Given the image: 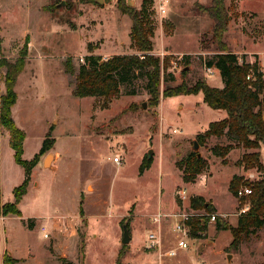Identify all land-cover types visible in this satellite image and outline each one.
<instances>
[{
	"label": "rangeland",
	"instance_id": "rangeland-1",
	"mask_svg": "<svg viewBox=\"0 0 264 264\" xmlns=\"http://www.w3.org/2000/svg\"><path fill=\"white\" fill-rule=\"evenodd\" d=\"M117 1L0 0V97L5 92L8 64L27 50L26 65L15 87L18 100L12 109L13 119L26 133L24 158L31 159L39 152L50 131L55 138L53 148L40 157V165L32 171L28 191L17 205L22 216H3L2 209L14 201L13 189L23 181L24 170L15 162L9 132L0 123V264L5 251L22 259L17 264L263 262L264 227L233 249L229 248L231 232L217 230L216 222L210 221L202 237H191L188 249L169 257L166 253L177 240L173 221L167 218L160 227L162 246L148 247V234L158 229L153 216L195 212L190 204L194 196H202L216 212L228 214L223 216L225 220L236 224L240 208L250 202L240 201L229 191L232 177L253 181L262 173L245 170L240 162L252 149L235 147L226 161L216 156L212 148L226 145L225 136H213L199 144L198 134L225 113L209 107L202 92L161 96L154 104L146 77L135 71L120 85L115 98L73 95L75 75L67 73L64 65L69 57L78 68L90 54L107 59L136 53L130 36L131 18L119 10ZM125 1L137 9L144 2ZM150 1L153 53L162 59L170 57L162 72V86L198 80L217 86L216 69L209 71L205 64L219 51L213 39V20L202 10L211 0H165L163 14L158 11L160 0ZM225 6L224 41L229 49L230 38L242 30L240 44L264 51L261 15L242 16L239 11L240 6L264 14V0H241L240 5L238 0H225ZM259 61L264 67V56ZM150 149L152 165L140 174ZM191 152L200 153L208 167L194 182L186 183L177 162ZM115 156L121 163L113 161ZM261 161L264 163L262 151ZM182 189L187 190L186 199L179 195ZM124 225L132 238L127 244L122 243Z\"/></svg>",
	"mask_w": 264,
	"mask_h": 264
},
{
	"label": "trees",
	"instance_id": "trees-1",
	"mask_svg": "<svg viewBox=\"0 0 264 264\" xmlns=\"http://www.w3.org/2000/svg\"><path fill=\"white\" fill-rule=\"evenodd\" d=\"M152 1L144 0L141 9L130 7L125 0H118L119 10L127 14L131 20V41L136 53L113 55L103 59L99 55L85 56L83 63L76 68L69 57L64 65L67 73L75 75L73 95L76 98L104 97L112 99L120 94V85L128 80L133 72L137 71L147 79V88L150 99L154 104L159 103L160 97L168 98L177 95L203 93L204 102L213 109L225 110L224 119L210 122L207 129L198 134L200 145L210 137H226V145H216L212 152L226 161L227 155L235 147L252 149L244 153L241 164L245 170L257 169L262 175L253 181L244 179V176L234 175L229 183V191L238 198L241 186L252 190L250 195L238 198L240 201H249V208L245 213H239L236 225L225 220L222 215L217 216L215 222L217 230H229L233 240L229 248L237 249L243 238L254 234L264 227V163L261 161V148L264 146V74L257 55L253 61L243 59L229 49L224 41L227 31V15L225 0H211L210 5L202 7L213 20V39L219 51L205 64L207 68L220 71L223 87L210 85L206 80H198L194 84L181 82L177 85L162 86V72L168 68L170 57L161 58L153 53L154 27L150 20L149 7ZM25 50L15 63H9L4 74L5 92L0 97V123L9 132V145L14 151V160L24 170V179L13 189L14 201L7 203L2 209L3 216L13 214L22 216L17 205L28 191L33 168L39 163L40 157L50 151L55 138L51 131L44 139L38 153L33 158H24V139L26 133L12 117V109L17 103L18 94L15 90L18 76L25 68ZM189 55H187V59ZM189 63V59L187 60ZM248 76H250L248 78ZM199 153L191 152L184 159L177 162L186 183L194 182L208 167ZM152 157L147 158L140 165V174L152 165ZM191 208L204 210L207 213H216L212 203L202 196L191 198ZM81 211L83 209L81 208ZM125 220H128L126 218ZM210 222L208 216L203 219L192 217L188 220L193 238L202 237ZM124 221H122V224ZM129 226V221L127 222ZM122 253L119 254V258ZM118 258V259H119ZM22 259L13 257L7 251L3 255L2 264H17ZM67 264H75L70 261ZM259 264H264L260 262Z\"/></svg>",
	"mask_w": 264,
	"mask_h": 264
},
{
	"label": "built area",
	"instance_id": "built-area-1",
	"mask_svg": "<svg viewBox=\"0 0 264 264\" xmlns=\"http://www.w3.org/2000/svg\"><path fill=\"white\" fill-rule=\"evenodd\" d=\"M158 11L160 14L166 13V5H165V0H160L159 1V6H158ZM212 68H208L210 71ZM261 71L264 74V67H261ZM250 76H248L249 78ZM174 132H177V130H174ZM113 161L116 163H121L120 157L115 156L113 158ZM252 193V190L248 187L241 188L238 191V198L250 195ZM179 195L181 196L182 199L187 198V190L182 189L179 192ZM249 208V205H244L242 208H240V213H245ZM204 211V210H203ZM208 216L210 218V221H215L218 214L217 213H207L206 211L204 212H198L195 210V212H184V213H162L159 212L156 215L153 216V221L157 223L158 229L153 230L148 234L147 237V242H148V247L149 248H160L163 244L162 242V234H161V226H162V221L171 218L173 221V233L175 235V238L177 240V244L174 248H171L170 250L167 251V255L169 257H175L178 254V251L181 249H188L189 248V242L188 240L192 237L191 236V226L188 223V220L192 217H199L203 219L204 217ZM48 234L45 233L44 237L48 238ZM193 238V237H192ZM203 264V263H200Z\"/></svg>",
	"mask_w": 264,
	"mask_h": 264
},
{
	"label": "crops",
	"instance_id": "crops-1",
	"mask_svg": "<svg viewBox=\"0 0 264 264\" xmlns=\"http://www.w3.org/2000/svg\"><path fill=\"white\" fill-rule=\"evenodd\" d=\"M136 1V0H135ZM240 2H241V0H238V5H240ZM239 11H240V14H242V16H243V14L245 15V14H250V16H254V17H258V15H261V16H259L258 18L262 21V22H264V14H259L258 12H255V11H253V10H249V9H242V8H240V6H239ZM129 22H131V25H132V20L131 21H129ZM228 35H229V33H228ZM244 35V33H243V31L242 30H238V32L235 34H233V36H234V39H232V38H230V45H231V47H232V51L234 52V53H236L238 56H239V58H240V60H242L243 59V56H245L246 57V60H248V61H252V60H249L248 59V56L250 57V58H253L255 55H257L258 56V58L260 57V59H263V56H264V51H262V52H259L258 50H256V49H252V48H247V47H245V45H243V43H241L240 44V42H241V40L243 39V36ZM236 36H237V38H236ZM242 38V39H241ZM237 39L239 40V41H237ZM215 73L217 74V76H218V81H219V83L217 84V87H223V81H222V78H221V74H220V71L219 70H215ZM219 110H221V109H219ZM225 111V110H224ZM225 113H226V111H225ZM225 113H222V117L220 118V120L221 119H224L226 116H227V113L225 114ZM261 151H262V153H263V155H264V146L261 148ZM43 164H45V162L43 161ZM38 165H40V162L33 168V172L35 171V169L38 167ZM33 172H32V175H33ZM217 210H218V208H217ZM217 214H219V215H222V216H226V215H228L227 213H224V212H221V211H217L216 212ZM233 225H236V224H233ZM132 239V238H131ZM131 241V240H130ZM165 241V240H164ZM166 244H168V245H170V242H165V245ZM6 252V251H5ZM178 256V255H177Z\"/></svg>",
	"mask_w": 264,
	"mask_h": 264
},
{
	"label": "water",
	"instance_id": "water-1",
	"mask_svg": "<svg viewBox=\"0 0 264 264\" xmlns=\"http://www.w3.org/2000/svg\"><path fill=\"white\" fill-rule=\"evenodd\" d=\"M98 2L102 3V0H98ZM145 104V103H144ZM146 106V105H144ZM199 147L198 145V142L197 141H194V150H197ZM152 154H153V150L150 149L148 151V157L151 158L152 157ZM198 156L200 157V153L198 154ZM131 240V236H130V233H129V230H128V227L126 225L123 226V239H122V243L123 244H127L129 243Z\"/></svg>",
	"mask_w": 264,
	"mask_h": 264
}]
</instances>
